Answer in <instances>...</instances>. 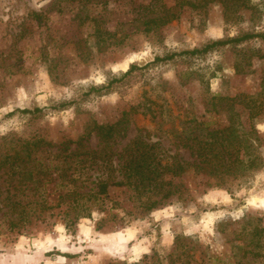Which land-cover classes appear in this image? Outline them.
<instances>
[{
	"label": "rangeland",
	"instance_id": "rangeland-1",
	"mask_svg": "<svg viewBox=\"0 0 264 264\" xmlns=\"http://www.w3.org/2000/svg\"><path fill=\"white\" fill-rule=\"evenodd\" d=\"M247 2L0 0V264H264V39L179 54L264 33V0ZM231 124L248 144L255 125L257 167L142 189L135 158L193 163L196 137Z\"/></svg>",
	"mask_w": 264,
	"mask_h": 264
},
{
	"label": "trees",
	"instance_id": "trees-1",
	"mask_svg": "<svg viewBox=\"0 0 264 264\" xmlns=\"http://www.w3.org/2000/svg\"><path fill=\"white\" fill-rule=\"evenodd\" d=\"M204 2V4L207 5L208 1H216V0H200ZM223 8L224 13L228 17L230 9L232 6H242V7H250L248 5L247 0H218ZM188 3L194 4L192 1H188ZM32 18H34L36 21L41 22L43 20V14L42 12L34 11L31 14ZM172 16H175V14H172ZM259 36L264 39V33H245L242 36L234 37V38H228V39H218L215 40L203 48L199 49H193L190 51H183L179 54L183 53H190V54H196L201 52H206L209 49L219 46V45H225L231 42H240L245 41L250 38ZM178 53L173 52L170 55L160 58L157 57L156 60H164L173 58ZM138 66L136 64H133L125 73H123L122 77H125L126 75L130 74L134 69H136ZM121 78H114L109 82V86L120 80ZM102 86L101 88H103ZM98 87H91V89L88 91V93H91L94 90H99ZM18 109L14 110L13 112L17 111ZM22 112H37L41 111V108L37 107L33 110L30 109H22ZM256 116V113L250 112L249 117ZM115 124H108V125H94L92 128H89V133H91L93 130H97L100 135H102L104 138L110 137L112 133L115 131ZM228 131V134H226ZM250 133L253 135V139L249 142V144L242 139L241 136L236 135L235 132V125L231 124L228 127H225L223 129H216L211 131L208 136L210 137L209 140H203V138L196 137V142L198 144V154H197V161H194L193 163H189L188 161H183L182 158L180 159H174L173 161H166L165 163H162L164 160L163 157L161 158H143V156H139V158H135V161L131 164L132 166L137 165V175H141L142 178H146L149 180L148 184L142 188L146 189L147 191H151L154 194L161 193L162 198L166 199L169 198L171 195H173L176 190L175 188H172V179H167V175L171 174L172 177L179 176L183 171H185L186 165H195V170L200 173L202 171H206L210 176H213L216 178V185L217 186H223L227 181L231 179H235L237 177L243 176L242 174L239 176H236V168H234V165H241L247 161L250 163V166L257 167L258 165V159L260 156L256 152V146L254 143L258 142L260 140V137L258 136L257 129L254 124L250 126ZM90 135V134H88ZM249 140V139H248ZM243 148L248 150L245 151V153L248 155V159L245 160V158H242L241 153L243 151ZM136 156V155H135ZM137 157V156H136ZM144 163V164H143ZM234 176V178H233ZM126 179V178H125ZM98 191L99 194H106L108 191V187L113 185H121L124 183L123 180L120 181H114L110 184V182L106 179H102L98 181ZM229 189V188H228ZM153 201L150 205L151 207L156 206L161 201ZM259 221V219H258ZM255 233L261 234V232L264 230V227H259L258 225L254 228ZM250 252V250H248Z\"/></svg>",
	"mask_w": 264,
	"mask_h": 264
}]
</instances>
